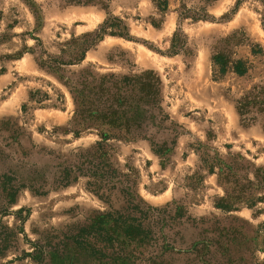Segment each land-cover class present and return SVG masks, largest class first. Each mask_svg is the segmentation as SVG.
<instances>
[{"label": "rangeland", "instance_id": "374dc122", "mask_svg": "<svg viewBox=\"0 0 264 264\" xmlns=\"http://www.w3.org/2000/svg\"><path fill=\"white\" fill-rule=\"evenodd\" d=\"M162 1L111 0L104 9L66 0H0V70L5 69L0 75V173L48 181L45 194L22 188L2 216L5 224L23 231L18 233L16 246L0 258L1 264H37L22 257V250L30 249L25 238L36 240L51 227L106 208L87 188V177L69 185L55 182L60 164L74 160L76 153L91 148L100 137L93 129L79 135L72 131L71 95L55 76L39 68L32 51H40L38 38L48 53L56 54L62 43L98 29L109 17L121 18L128 36L106 34L83 63L72 69L93 64L103 72L154 70L162 79L167 112L184 129L165 157L157 155L148 140H109L115 165L126 174L130 168L136 171V190L150 204L175 202L194 217L247 222L257 250L255 259L244 264H264V200L237 210L218 208L216 202L225 190L199 152L208 145L222 155L241 153L256 166L264 165L263 127L243 123L235 108L242 94L254 85H264V0H241L239 5L238 0H216L208 7V19L181 23L180 0H168L166 10ZM194 4L195 0L188 1L189 6ZM179 26L190 53L170 52ZM232 32L245 37L234 57L249 59L252 67L243 76L232 70L220 76L212 56L219 39ZM252 49L260 52L253 54ZM36 90L49 93V99L30 100Z\"/></svg>", "mask_w": 264, "mask_h": 264}, {"label": "trees", "instance_id": "16d2710c", "mask_svg": "<svg viewBox=\"0 0 264 264\" xmlns=\"http://www.w3.org/2000/svg\"><path fill=\"white\" fill-rule=\"evenodd\" d=\"M66 1L108 9L111 0ZM188 1H179L180 23L184 19H208V7L216 0H195L192 6ZM160 4L166 10L169 3L163 0ZM106 34L127 37V25L119 17H109L98 29L62 43L56 54L48 53L38 38L40 51H32L39 68L55 76L70 93L72 131L79 135L93 129L100 137L94 146L76 153L74 160L60 164L55 182L69 185L81 176L87 177V188L106 208L51 227L36 240L25 238L30 249H23L22 257L37 264H244L255 259L257 247L247 222L238 218L194 217L175 202L150 204L136 190V171L130 168L131 173L126 174L115 165L109 140H148L152 150L165 157L172 153L184 129L167 112L162 79L154 70L103 72L93 64L72 69L83 63L88 51ZM240 35L232 32L216 45L212 61L220 76L229 70L243 76L252 67L249 59L234 57L235 48L245 40L242 32ZM170 52H191L181 26L174 32ZM257 52L260 50L252 49L253 54ZM4 71L0 70V75ZM47 99V92L30 93V100L35 102ZM235 108L243 123L260 124L264 129V85H254L242 94ZM199 152L203 164L218 176L225 190L216 202L218 208L237 210L241 205L254 207L264 200V165L256 166L241 153L222 155L208 145L200 147ZM40 179L0 173L4 201L0 207V258L16 246L18 233L23 231L22 227L14 229L5 224L2 216L8 213L22 188L29 187L36 194L47 193L48 181Z\"/></svg>", "mask_w": 264, "mask_h": 264}]
</instances>
